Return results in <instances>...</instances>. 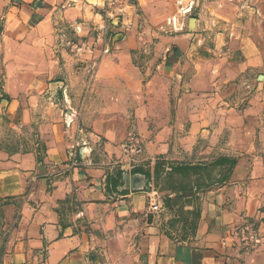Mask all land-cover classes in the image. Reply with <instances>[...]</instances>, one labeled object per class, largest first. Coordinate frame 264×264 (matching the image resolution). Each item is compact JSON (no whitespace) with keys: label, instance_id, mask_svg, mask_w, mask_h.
<instances>
[{"label":"crops","instance_id":"1","mask_svg":"<svg viewBox=\"0 0 264 264\" xmlns=\"http://www.w3.org/2000/svg\"><path fill=\"white\" fill-rule=\"evenodd\" d=\"M193 159L169 228L144 187ZM0 264H264V0H0Z\"/></svg>","mask_w":264,"mask_h":264},{"label":"rangeland","instance_id":"2","mask_svg":"<svg viewBox=\"0 0 264 264\" xmlns=\"http://www.w3.org/2000/svg\"><path fill=\"white\" fill-rule=\"evenodd\" d=\"M187 11V8H181L179 14L184 17ZM174 29L178 30L180 27L175 26ZM59 35H61V44H58V46L62 51L60 64L63 66V63L68 61L72 74V43L67 42L68 39L72 41V32L70 33L68 29L63 28V31L59 32ZM74 52L75 50L73 53ZM67 74H69V71H66V75ZM241 85L243 86L244 95L247 94V91H251V86L247 84V82L244 81ZM220 159L222 158H215L216 164H219ZM193 160L194 162H177L168 167L162 165L157 171L156 179H154L161 200V208L158 218H167L169 228L176 227L177 229L189 230L194 225L193 212L195 210L185 209V205L183 204L184 199L189 201L188 199L194 198L196 191L193 189L191 183L199 174L202 175L203 171V165L197 164V162L200 161ZM188 196L192 197L187 198ZM255 225V223L249 222L243 227V233L244 231L255 230Z\"/></svg>","mask_w":264,"mask_h":264},{"label":"built area","instance_id":"3","mask_svg":"<svg viewBox=\"0 0 264 264\" xmlns=\"http://www.w3.org/2000/svg\"><path fill=\"white\" fill-rule=\"evenodd\" d=\"M102 2L105 13L110 17H115L130 0H102ZM120 149L121 157L125 158V161L121 165L133 164L135 159L143 152V141L138 134L129 133L126 139L120 144ZM144 189L148 196V212L153 215L159 213L161 200L155 184L152 181H147ZM249 238L254 240L251 235ZM245 239L248 240V237Z\"/></svg>","mask_w":264,"mask_h":264},{"label":"water","instance_id":"4","mask_svg":"<svg viewBox=\"0 0 264 264\" xmlns=\"http://www.w3.org/2000/svg\"><path fill=\"white\" fill-rule=\"evenodd\" d=\"M194 21V18H190L189 20V25L192 27V23ZM131 186L134 188V189H139V188H142V183L140 182L139 178L138 177H131Z\"/></svg>","mask_w":264,"mask_h":264},{"label":"trees","instance_id":"5","mask_svg":"<svg viewBox=\"0 0 264 264\" xmlns=\"http://www.w3.org/2000/svg\"><path fill=\"white\" fill-rule=\"evenodd\" d=\"M225 161V159H220V161H219V164H222L223 162ZM162 166V164L161 163H158L157 164V166H156V169H155V171H154V175H153V183H154V179H156V177H157V171L159 170V168ZM197 168V167H196ZM151 181V180H150ZM155 184V183H154ZM193 215H194V220H195V216H196V211H194L193 212Z\"/></svg>","mask_w":264,"mask_h":264}]
</instances>
